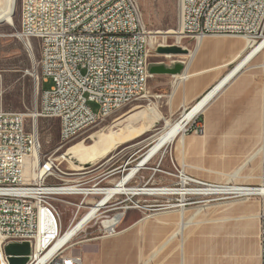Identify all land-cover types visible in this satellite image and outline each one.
I'll return each instance as SVG.
<instances>
[{
	"label": "built area",
	"instance_id": "obj_1",
	"mask_svg": "<svg viewBox=\"0 0 264 264\" xmlns=\"http://www.w3.org/2000/svg\"><path fill=\"white\" fill-rule=\"evenodd\" d=\"M18 17L16 38L29 56L33 55L36 43L38 58L33 66L38 73L33 70L36 96L30 114L0 108V264H8L3 247L10 241L31 242L27 264H82L79 254L67 250L75 244V237L94 224L96 216L88 218L60 247L54 246L91 208L86 198L102 197L105 190L114 186V182L111 186L100 185L114 171L105 173L101 180L88 175L64 180L57 174L58 159L41 155L37 120L56 119L60 144H65L141 97L150 77L147 73L150 32L142 22L135 0H20ZM174 32L180 41L238 37L244 43L240 58L246 53H252L251 59L260 56L264 143V0H177ZM48 79L52 84L45 89L43 84ZM199 115L188 121L184 133L203 132ZM175 169L176 181L150 188L155 191L152 196L161 197L165 195L156 192L172 191L182 205L253 197L259 200L257 239L259 264H264V158L256 184L207 181L181 168ZM150 180L152 176L147 182ZM92 181V185H84ZM230 184H239V192H230ZM73 187L89 193L78 194L81 199L73 203L76 211L63 226L55 202L63 196H74ZM118 195L112 193L101 209H121L109 217L122 213L121 218L108 226L101 222L100 235L95 238L121 232L118 226L133 206L117 205L133 201L125 195L118 203ZM134 207L143 208L137 203ZM84 209L87 210L81 215Z\"/></svg>",
	"mask_w": 264,
	"mask_h": 264
},
{
	"label": "rangeland",
	"instance_id": "obj_2",
	"mask_svg": "<svg viewBox=\"0 0 264 264\" xmlns=\"http://www.w3.org/2000/svg\"><path fill=\"white\" fill-rule=\"evenodd\" d=\"M135 1L139 7L142 22L151 36V39H149L150 51L148 64L165 63L170 65L175 61H181L179 63L185 65L189 60L188 54L192 51L195 40L193 38H183L177 43L174 34L164 33L168 30L176 29L177 0ZM19 3L20 0H15L14 2V10L11 16L12 24L0 21V108L8 111H21L30 114L36 96L35 79L32 74L33 70L35 71L34 74L38 73V69L33 66L38 58V49L35 43V45H33V55L29 56L23 44L16 38L19 19ZM222 37L233 39L227 42L229 44H240L243 42L242 39L238 37ZM165 46L179 47L186 49V52L174 54L159 53L157 49ZM200 51L201 49L197 53ZM259 61L260 56L255 58V62ZM173 80V76L169 74L151 75L148 79L145 93L141 97L121 107L106 119L88 127L82 134L65 144H60L59 141L58 121L56 119L39 118L37 120V128L41 155H52L57 158L58 169L60 170L58 175L67 181L77 180L86 175L95 176L97 180H101V177L105 173L114 171V175L100 182L101 186H111L114 180L121 174L126 175L131 167L138 164L139 160L151 147L158 134L163 130L165 125L164 114L169 106L167 102H165V97H163L162 94L171 90ZM51 84L52 81L48 79L43 84V87L48 89ZM91 106L94 110L96 109V105L93 104ZM148 108H154L161 118L152 121L151 117L153 116L148 112ZM175 118H177V116L172 117V119ZM30 123L31 120H28V124ZM129 123L138 128H143L149 123L151 124H149L147 129L142 133L116 146L101 159L93 162L91 166L83 165L77 170L74 165L79 166L80 163L78 161L74 160L72 157L70 161L66 157V159L59 158L63 154L66 155V151L76 144L81 143L84 146H89L92 143V139L90 138L92 135L105 134L108 132L119 133L124 126ZM135 130L139 129L135 128ZM170 145L171 142L165 144L147 163H145V165L141 166L135 177L127 183V186L152 188L158 185H169L176 181L173 176L176 172L175 168H181L189 175H198L195 177L203 180L217 182L225 181L229 175L244 162H195L191 163V169H186L184 164L180 167L179 163L173 160ZM216 149L217 147H214V150ZM161 155L162 159L159 161ZM214 157L217 158L218 155L215 153ZM263 158L264 152L263 155L258 154L249 161L238 173V177L242 176L244 178H237L234 182H251L252 179L245 178H252L259 173ZM151 176L153 180L147 182L148 178ZM55 182H58V180ZM93 183L94 181L84 185L90 186ZM100 198L101 196L87 197V206H93L92 202L94 203ZM117 198V202L119 203L122 202L126 196L120 194ZM80 199V195L63 196L58 198L55 202L60 212L63 226L68 224L76 211L73 203L79 202ZM177 199H179V197L173 195L161 197L136 195L132 198L133 202L124 201L117 205L118 207L125 205L133 206L125 212L118 226L119 231L127 228V223L133 220H139L143 217L145 218L127 231L128 233L144 234L149 237V247H145V243L141 242L139 244L144 245L142 248L143 251L141 250L139 253L135 254L140 257L141 262L146 261L147 264H157V259L160 256L163 257L165 255V257H169L173 255V252L175 255H178L182 238H178V236H173L171 238V236L177 227V221L180 217L179 210L183 209V218H188L190 221H192L193 218L195 220V222L187 226L184 230V234H187L189 230H196L193 237L194 239H198L195 256L189 264H201L203 257L199 253L200 249L204 247L208 249L214 245L219 229H221L222 239L228 242L226 250L234 264H259L257 231L248 225L249 222L246 223L248 226L245 227V230L240 229L238 226V217H236L237 212H235L233 206L230 205L235 202L243 201L250 205L248 209L252 212H260V202L257 198L253 197L241 201L226 200L208 204H186L182 207L178 206L181 202ZM136 203L143 206V208L134 207ZM156 204H170V206L157 207ZM181 204H183V202ZM86 210L87 209H84L80 214L82 215ZM117 211H121V209L115 211L101 209L98 211L95 215L96 219L94 224L75 237L73 240L75 244L69 247L67 251L78 254L79 250L84 246L90 247L93 245V238L100 235V223L102 222L103 225H107L108 221L111 219L109 217ZM202 229H206V232L203 233ZM215 234L216 238L213 236ZM203 240H206V242ZM164 245L166 246L163 248ZM159 247H162V250L158 252ZM91 251L92 250L89 248V256L92 258Z\"/></svg>",
	"mask_w": 264,
	"mask_h": 264
},
{
	"label": "crops",
	"instance_id": "obj_3",
	"mask_svg": "<svg viewBox=\"0 0 264 264\" xmlns=\"http://www.w3.org/2000/svg\"><path fill=\"white\" fill-rule=\"evenodd\" d=\"M232 40L224 37H204L197 43L195 42L194 50L189 52L190 58L183 65L181 73L172 75L174 80L171 90L162 96L165 97V102L169 106L164 114L166 125L178 119L184 109L187 108L181 116L204 95L207 96L213 92L198 112L203 132L201 134L179 132L171 141L170 149L173 160L179 163L180 167L184 164L186 169H191V163L195 162L242 163L244 161L229 175L228 178L234 181L237 178H244L238 177L239 171L254 157L258 154L263 155V153L255 155L261 145L260 61L255 62L254 58L246 60L244 64L241 63L242 57L239 56L243 52L244 43H227ZM200 49L201 51L197 53ZM220 83L222 84L217 90L216 86ZM148 112L153 116L152 121L161 118L154 108H148ZM173 116L177 118L172 119ZM149 124L143 128L130 125L144 131ZM214 147L217 149L214 150ZM215 153L218 155L217 158L214 157ZM258 174L252 178H245L252 179V181L242 184H256ZM230 205L237 212L236 217H238L240 229L245 230V227L249 225L258 232L259 211L252 212L248 209L250 205L243 201ZM144 219L143 217L127 223V228L115 236L93 238V245L84 246L79 250L78 254L82 258V264H147L146 261L141 262L140 257L135 254L144 247L139 243H145V247H149V237L144 234L127 232ZM193 222H195L194 218L190 221L188 218L179 217L174 232L182 225L184 228L179 235L174 237L182 238L180 251L178 255L173 252V255L169 257L160 256L157 264H189L192 261L198 240L193 237L196 230H189L187 234H184V230ZM247 222H249L248 225H246ZM220 230L217 231L215 246L200 249L199 253L203 257L201 264H234L226 250L228 242L222 239ZM202 232L205 233L206 229H202ZM213 236L216 238V234ZM203 241L206 242V240ZM89 248L92 250V258L89 256ZM160 250L162 247H159L158 252Z\"/></svg>",
	"mask_w": 264,
	"mask_h": 264
},
{
	"label": "bare ground",
	"instance_id": "obj_4",
	"mask_svg": "<svg viewBox=\"0 0 264 264\" xmlns=\"http://www.w3.org/2000/svg\"><path fill=\"white\" fill-rule=\"evenodd\" d=\"M14 2H15V0H0V21H4L8 24H10V23L12 24V17L11 16H12V13L14 10ZM164 33L165 34H173L175 32H174V30L171 29V30H168ZM175 38H176L177 43H179L180 42L179 35H175ZM150 39H151V36H150ZM193 50L194 49H192V51ZM191 57H193V56H191ZM251 57H252V53H250V54L246 53L242 56L240 62L244 64V62L246 63L249 59H251ZM179 74H177V75H179ZM222 83H224V81H222ZM222 83H220L218 86H216L217 90ZM211 90H213V88ZM212 93L213 92L209 93L207 96L204 95L186 113H184L182 116L180 115L181 117L179 116L178 119H176L175 121L167 123L164 126L163 130L158 134L157 138L155 139V141L153 142L151 147L147 150V152L144 154V156H142V158L139 160L138 164L131 167L126 175L123 174L124 176L122 175V177H119L118 179H116L114 181V186L111 188H108L107 190H105L103 192V196L98 201L93 203L94 205L91 206V208L88 210V212H86L79 219V221L76 222L75 226H73L72 228H69L65 232V234L59 238V240L55 244L54 248L60 247L78 228H80V226L88 218L95 217L96 213L101 209L103 204L106 202V200L108 199V197L112 193L115 192V193L124 194V195L128 196V198L130 200H132V198L136 195H153V194H155V191L153 189H150L147 187L127 186V183L135 174L138 173L139 168L141 166L145 165V163H147L165 144L171 142L179 132L183 133V131L186 128L188 121L190 119H192L196 114H198L200 108L203 106V104H205V102L208 100V98H210ZM142 131H143V129L135 130V128L132 125L127 124L124 126V128L119 133L118 132H108L105 134L92 135L90 137L92 139V143L89 146H84L81 143L76 144L75 146L69 148L66 151V155L63 154L59 158H62V159L67 158L70 161V159L72 157L74 160H76L80 163L79 166L74 165L75 168H77V170H79L81 168V166H83V165H90L91 166V164H93V162L101 159L108 152H110L113 148H115L116 146L132 139L133 137L140 134ZM263 151H264V143L261 142V145H260L259 149L255 152V155L258 153H263ZM37 156H39V155H37ZM59 173H60V170L57 171V174H59ZM226 181L234 182L232 179H229V178ZM234 183H236V182H234ZM71 189L74 190L73 193L75 195H78L80 193H89L88 190L79 191V189L76 187H73ZM230 192H239V184H230ZM156 194L173 195L174 193L172 191H165V192L163 191L160 193L156 192ZM235 201H241V200H235ZM172 206H176V205H172ZM178 206L182 207L183 205L180 204ZM179 213H180V217L183 219V209H180ZM121 216H122V213H117L115 216L111 217V219L108 221V224L104 225V226H108L110 224L116 223L121 218ZM183 228H184V225H182L180 228H178L174 233H172L171 238L175 235H179ZM22 261H19V262H22Z\"/></svg>",
	"mask_w": 264,
	"mask_h": 264
},
{
	"label": "water",
	"instance_id": "obj_5",
	"mask_svg": "<svg viewBox=\"0 0 264 264\" xmlns=\"http://www.w3.org/2000/svg\"><path fill=\"white\" fill-rule=\"evenodd\" d=\"M157 50L159 53H162V54H171V53L174 54V53L186 52V49H182L179 47H173V46H169V47L165 46V47L158 48ZM179 62L181 61H175L170 65H167L165 63H150L147 66V73L150 76L151 75H161V74H169V75L179 74L183 70V65ZM186 109H184L182 113ZM3 250H4V254L6 256V260L8 264H27L31 258V242L30 241H10L4 245ZM19 261H22V262H19Z\"/></svg>",
	"mask_w": 264,
	"mask_h": 264
}]
</instances>
